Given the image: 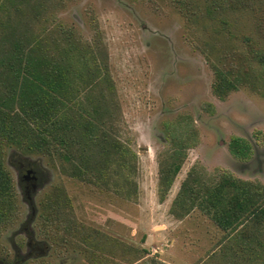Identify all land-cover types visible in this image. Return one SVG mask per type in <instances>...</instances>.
<instances>
[{"label":"rangeland","instance_id":"1","mask_svg":"<svg viewBox=\"0 0 264 264\" xmlns=\"http://www.w3.org/2000/svg\"><path fill=\"white\" fill-rule=\"evenodd\" d=\"M177 1L65 0L48 15L72 27L85 42L100 36L120 106L118 139L137 156L135 172L129 175L135 188L126 195L115 166L104 175L109 183L105 188L100 182L98 186L70 177L68 165L59 159L2 145L0 158L12 179L14 211L0 224V259L6 264L16 251H26L24 227L30 210L17 185L20 159L37 165L43 174L32 197L35 216L28 225L33 242L42 243V255L22 264L264 261V255L253 261L241 238L217 228L197 208L183 218L170 212L181 182L194 166L207 177L220 169L241 180L264 183V99L246 88L217 99L211 91L213 68L206 60L215 62V44L222 38L241 48L242 36L258 41L251 18L245 11L219 14L228 23L223 27L215 12H206L213 0H186L185 10ZM184 116L194 124L197 143L188 150L170 190L162 193L158 162L170 150L164 124ZM232 137L252 144L249 160L239 162L229 154Z\"/></svg>","mask_w":264,"mask_h":264},{"label":"trees","instance_id":"2","mask_svg":"<svg viewBox=\"0 0 264 264\" xmlns=\"http://www.w3.org/2000/svg\"><path fill=\"white\" fill-rule=\"evenodd\" d=\"M64 2L0 0V152L2 145H10L24 154L59 159L68 165L70 177L105 188L109 183L104 175L115 166L129 195L135 188L129 175L135 172L137 156L118 139L121 112L106 48L98 34L92 43L85 42L72 27L48 16ZM177 2L184 6L180 10L186 9L188 1ZM206 10L215 17L247 12L259 39L242 36L244 48L227 45L223 38L215 44V62L206 58L214 72L213 95L223 101L246 88L264 99V0H213ZM219 23L228 26L225 19ZM163 130L170 150L158 162V184L165 193L197 135L185 116L166 122ZM227 147L239 162L253 154L246 139L232 137ZM216 171L207 177L203 169L192 167L170 212L183 218L197 208L217 228L241 238L243 250L259 262L264 255V183ZM11 197L12 179L0 158V224L14 212Z\"/></svg>","mask_w":264,"mask_h":264},{"label":"flooded vegetation","instance_id":"3","mask_svg":"<svg viewBox=\"0 0 264 264\" xmlns=\"http://www.w3.org/2000/svg\"><path fill=\"white\" fill-rule=\"evenodd\" d=\"M17 167L16 175H17V185L22 193L23 200L27 203L30 213L25 222L27 226L25 229V235L27 237L26 241V251L24 253H20V251H16L14 253L13 261L10 264H22L28 259L34 258V255H42V250L39 247L41 246V242L34 243L32 240V236L28 234V225L31 223L35 216V208L33 206L32 197L36 193V191L40 188L39 181L43 179L42 171L36 165H32L27 160L20 159L16 162ZM3 261V259H0ZM5 263V261H4ZM6 264V263H5Z\"/></svg>","mask_w":264,"mask_h":264},{"label":"water","instance_id":"4","mask_svg":"<svg viewBox=\"0 0 264 264\" xmlns=\"http://www.w3.org/2000/svg\"><path fill=\"white\" fill-rule=\"evenodd\" d=\"M0 264H5V263H4V261L0 260ZM15 264H17V262Z\"/></svg>","mask_w":264,"mask_h":264}]
</instances>
